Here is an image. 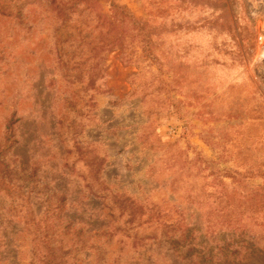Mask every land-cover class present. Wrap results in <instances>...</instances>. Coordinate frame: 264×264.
<instances>
[{"label": "rangeland", "instance_id": "374dc122", "mask_svg": "<svg viewBox=\"0 0 264 264\" xmlns=\"http://www.w3.org/2000/svg\"><path fill=\"white\" fill-rule=\"evenodd\" d=\"M131 201L196 244L139 240ZM51 247L264 264V0H0V264Z\"/></svg>", "mask_w": 264, "mask_h": 264}, {"label": "trees", "instance_id": "16d2710c", "mask_svg": "<svg viewBox=\"0 0 264 264\" xmlns=\"http://www.w3.org/2000/svg\"><path fill=\"white\" fill-rule=\"evenodd\" d=\"M109 24L107 27V29L101 30L100 33H102V35H108L110 34L112 31L114 32V27H110V26H114V21L112 19L109 18ZM113 24V25H112ZM116 34L115 32L113 33V35ZM116 37V36H115ZM110 39V43L112 44L114 41H112L113 39H111L110 36H107L106 40ZM98 74V73H97ZM94 192V191H92ZM100 189H97L94 193V195L96 197H105L104 195H100ZM66 200V197H62L61 201L58 202V204L62 203V201ZM127 202L128 201H123L121 203H119V200H116V196L112 197L109 199V203L108 205H111L110 208L112 209V217H116L117 215V211H119V209L122 211L125 210L126 206H127ZM119 203V205H118ZM124 206V207H123ZM143 207L142 205H138L136 204L134 201H131L129 204V214L127 217H130V219L126 222V224L129 226V228L127 229L129 232H132L135 229H141L142 225L140 223V221H142L143 225L148 224V227H144L145 229L142 232V236L139 240H144V239H148V240H154V242L157 241H168L170 240L171 242L177 244V242L181 241V243H183L184 248L186 249H190L191 245L196 244L194 239L196 237H194L193 234L188 232V226H185L182 224L184 219H181L182 217H178L176 219L171 220V217L167 216V215H157L156 217L151 214L149 215L148 212H144L143 211ZM122 208V209H121ZM121 214V212L119 213ZM213 221V220H212ZM150 225H154L151 226ZM156 228L157 229H161V227H163V230H160V233L153 231V232H149L150 228ZM167 230V231H166ZM38 232V231H37ZM39 233H42L39 232ZM38 233V237H47V235L42 236V234ZM148 233L150 234L149 236ZM138 233H136L135 237H137ZM194 238V239H193ZM45 244V242H44ZM60 248H49V251H45L44 252H40L39 255L41 256L40 258H45V264H70L73 260L74 257V252H71L70 250L68 251L69 253H71L72 255L69 254H65V252H59ZM36 256V255H35ZM210 256V253H208V255L205 254V259H203L204 261L208 260V257ZM43 262V261H42Z\"/></svg>", "mask_w": 264, "mask_h": 264}]
</instances>
